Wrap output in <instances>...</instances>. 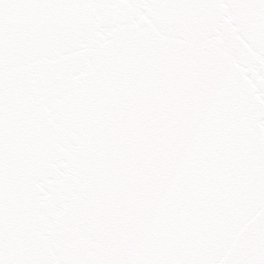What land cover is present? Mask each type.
Masks as SVG:
<instances>
[{"label":"snow or ice","instance_id":"6c2138e0","mask_svg":"<svg viewBox=\"0 0 264 264\" xmlns=\"http://www.w3.org/2000/svg\"><path fill=\"white\" fill-rule=\"evenodd\" d=\"M0 264H264V0H0Z\"/></svg>","mask_w":264,"mask_h":264}]
</instances>
